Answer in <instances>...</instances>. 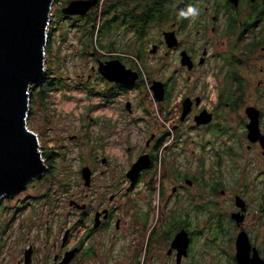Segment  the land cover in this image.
I'll return each instance as SVG.
<instances>
[{"label": "flooded vegetation", "instance_id": "obj_1", "mask_svg": "<svg viewBox=\"0 0 264 264\" xmlns=\"http://www.w3.org/2000/svg\"><path fill=\"white\" fill-rule=\"evenodd\" d=\"M178 1L176 13L161 20H172L171 28L163 31L164 42L165 32L172 30L176 31L179 42L174 48H169L165 42L168 47L165 53L179 54L181 62L182 53L187 52L193 68L183 66L182 62L181 65L189 71L187 78L191 82L194 80L191 74L206 66L213 56L212 39H206L198 49L199 39L205 41L210 34L227 36L229 48L221 55V71L227 77L232 68L230 60H233L230 48L264 22V0H239L237 5L231 0H214L212 5L203 8L201 20L197 19L194 24L191 20L197 0H180V3L185 2L184 11L178 8ZM94 12L95 7L85 16H72L61 10L65 23L78 18L76 24L81 30L87 29L88 24L94 26ZM209 13L210 16L206 15ZM222 19L224 23L220 27ZM154 45L158 50L153 56H158L162 41ZM116 59L140 72L133 85L112 82L100 74V62ZM96 61L97 65L92 67L94 74L105 88L114 91L92 93L99 96L93 110L101 109L100 106L109 108L93 118L95 130L91 132L89 161L82 165L79 179L72 186L64 182L68 172L66 153L57 149H64L63 145L58 143L53 150L44 147L42 153L48 168L44 176L35 178L25 190L5 198L0 204V259L9 230L12 232L9 237L11 264H201V248L205 245L219 247L223 258L220 264H239L237 239L243 232L250 239L251 255L257 250L264 259V179L253 187L247 181L243 191L238 181L233 191L222 181L227 168L236 170L240 166L244 143L247 150L259 148L264 158L262 142L249 139L251 118L247 111L248 107L256 108L264 136V106L241 103L243 97L237 93L242 91H232L236 93L231 97L232 103H221L224 91L219 92L211 107L203 105V96L183 95L179 120L172 123L173 132H179L183 124L193 123L195 128L204 129L216 138L209 150L213 159L210 163L205 161V167L191 177L177 159L180 153L188 151L187 140L180 135L167 141L166 135L152 133L144 144L129 145L128 128L143 120L141 115L135 114L136 108L130 99L133 91H128L142 85L143 75L137 66L128 61L125 53H118L114 45L106 57L97 56ZM261 72L264 74V67ZM164 83L165 98L157 100L162 105L171 96V91H167L170 85L167 81ZM206 84L196 78L194 86L204 88ZM257 89L264 90V80L258 83ZM189 90L195 91V88ZM134 92L137 98L142 91ZM150 92L155 97L154 91ZM188 97L193 100L192 110L183 119L184 100ZM197 98L201 100L199 103ZM205 110L212 119L198 124L196 116ZM162 111L168 112L164 106ZM170 114V111L166 113L171 117ZM56 116L48 115L49 123L54 124ZM116 134L127 150L123 165L115 164ZM76 138V135L71 137ZM55 139L61 142L62 137ZM211 141L207 139L203 146ZM142 156H147V166L131 177L130 170ZM85 167L90 168L88 178L83 175ZM204 175L209 177L204 178ZM31 188L37 189L38 194H28ZM238 197L243 200L239 201L241 205ZM11 202L10 219L4 221L8 213L5 205ZM202 218H208V225L196 227V221Z\"/></svg>", "mask_w": 264, "mask_h": 264}, {"label": "rangeland", "instance_id": "obj_2", "mask_svg": "<svg viewBox=\"0 0 264 264\" xmlns=\"http://www.w3.org/2000/svg\"><path fill=\"white\" fill-rule=\"evenodd\" d=\"M72 0H55L52 9V20L48 30V40L51 41L53 56L50 52L48 56V49L46 48V69L49 81L51 78H61L58 86H54L47 90L45 93L44 102L42 104L40 98L41 89L47 83L46 79L42 84L33 85L31 88V106L29 115V128L36 132L39 136L41 143V150L44 147H51L52 150L56 149L58 143L60 146H65L59 150H64L66 153L65 164L68 172L64 177V182L71 183L72 186L77 183L79 179V170L85 163H88L90 153L92 152V137L91 132L95 130L93 126V118L98 113L105 112L109 107L100 106L101 109H94L99 96L92 95L95 91H105L104 83L94 74L92 67L97 65L96 57L109 54V48L117 46L118 53H125L126 58L131 63L135 64L137 68L143 73L142 88L130 89L133 91L130 94V99L135 105V114L141 115L143 120L139 123L131 124L128 128L130 131L129 145L138 146L144 144L146 139L152 133L166 135V140L176 136L177 134L187 140L186 146L188 151L180 153L178 162L182 165L186 172L191 177L192 174L198 173L205 167L206 163H210L213 159L210 155V147L215 143L216 138H212V134L206 132L204 129L195 128L191 123L183 124L179 128V132H173L172 123L179 120L180 115V101L183 95L189 96H203V105L205 107L214 106L219 92L223 88L225 82V72L223 68V60L221 55L228 50L227 43L229 42L227 36L212 34L208 35L198 41V49H201L203 42L206 39H212L213 45L210 52L213 50V56L210 58L208 64L201 67L191 75L194 80L189 81V71L185 69L180 62L179 54L170 51L168 54V47L163 39V31L171 28L172 20L166 21H153L148 25V28L142 38L137 35L138 33L130 24H117L107 32L101 28L96 30L92 35L91 31L88 33L89 39L87 40V29L81 30V26L77 25L78 18L72 19L68 23L62 19L61 10ZM107 0L101 2L95 7L96 22L99 25L107 24L108 20L112 22L113 15L104 14ZM214 0H205L201 2L197 0L194 3L195 15L192 17L191 24H194L197 19L201 20L203 8L212 5ZM180 3V0L177 2ZM205 4V5H204ZM203 5V6H202ZM210 16L211 14H206ZM211 19V18H209ZM224 20L219 23L222 27ZM91 28V27H90ZM98 28V26H97ZM106 34H105V33ZM195 37V36H194ZM87 41V43H86ZM162 41V46L158 56H153L151 51L154 44ZM260 42L254 52L250 54H243V50L239 55L243 58V67L241 69L242 77L247 81L246 91H242L244 104L248 105H261L264 106V90L259 91L258 83L264 80V74L261 68L264 67V22L256 29L250 31L245 38L240 41L241 47L248 43ZM231 50V48H230ZM96 52V53H94ZM143 55L139 58L138 53ZM200 78L206 82V86H194L195 79ZM154 80H161L168 82L171 88L170 99L160 104L150 92ZM53 81H51V84ZM191 87L195 91H190ZM107 89V88H106ZM202 89L206 91H202ZM134 91H142L136 98ZM237 95L241 97V92ZM164 106L168 112L172 114L171 117L167 116L162 111ZM112 107V106H110ZM170 114V115H171ZM48 115H54V124L49 123ZM54 119V118H53ZM76 139H71L73 136ZM62 137L61 142H57L55 137ZM115 135V164L123 165L127 156L126 146L123 141ZM51 138H54L51 140ZM211 138L212 141L209 145L203 146L207 139ZM183 145V144H182ZM242 158H240V166L238 169L227 168L223 176V184L233 191L236 188L235 182H240V188L244 190V184L249 181L251 187L255 184L261 183L264 179V158L261 150L256 148L254 150H247L246 144L242 145ZM194 151V152H193ZM236 176V177H235ZM208 175H204V178ZM28 194H38L37 189L31 188ZM229 199V198H228ZM13 202L7 203L8 213L5 214L4 221L10 219V209ZM208 218H202L196 221V227L208 225ZM11 230L8 231L6 237V244L3 247L2 257L0 264H11L9 256V243ZM202 254L199 258L201 264H220L222 257L219 255V247H211L205 245L201 248Z\"/></svg>", "mask_w": 264, "mask_h": 264}, {"label": "water", "instance_id": "obj_3", "mask_svg": "<svg viewBox=\"0 0 264 264\" xmlns=\"http://www.w3.org/2000/svg\"><path fill=\"white\" fill-rule=\"evenodd\" d=\"M236 5L239 0H231ZM55 0H0V204L5 198H12L25 190L35 178H42L47 171L41 143L36 132L29 128L28 120L31 106V88L42 84L46 79V48L48 30L52 20ZM99 0H72L62 8L66 15L85 16L99 4ZM185 10V2L178 5ZM165 42L169 48L179 44L176 31L165 32ZM158 46L154 45L152 54ZM183 66L193 68V61L187 52L182 53ZM100 74L109 81L133 85L140 72L119 59L100 62ZM151 90L155 98L162 101L166 95V84L154 80ZM199 103L201 100L197 98ZM193 100H184L182 118L192 110ZM251 122L248 124L249 139L261 141L264 136L259 126V117L255 107H248ZM211 115L205 110L196 116L198 124L211 121ZM147 156H142L129 172L135 177L147 166ZM84 177L90 176V168L83 169ZM243 201L238 197V202ZM238 204L241 205V202ZM248 235L243 232L237 239V260L239 264H264V259L255 250ZM70 257V256H69ZM68 257V260H69Z\"/></svg>", "mask_w": 264, "mask_h": 264}, {"label": "trees", "instance_id": "obj_4", "mask_svg": "<svg viewBox=\"0 0 264 264\" xmlns=\"http://www.w3.org/2000/svg\"><path fill=\"white\" fill-rule=\"evenodd\" d=\"M99 1L101 2V0ZM176 1L177 0H107L104 14L107 13L108 15H113V20L112 22L108 20L107 24L103 25L102 27L99 25L98 21L96 22L95 17L97 14L95 15V13H93L92 21L94 23V26H91V24L87 25V35H86L87 40L89 39L88 33L90 31H91L90 36L92 38V35L95 34L96 30L99 31L101 28H103L104 31L107 30V32H109V30H111V27L113 28L115 25L119 23L126 25L130 24L137 31L139 36L142 38V36L145 34L148 28V25L151 22L161 21L162 19L168 18L173 13H176L177 11L175 7ZM61 15L63 14L61 13ZM239 42L237 41V43L231 46L232 47L231 50H233L232 51L233 60H230L232 64V68L230 69V73L228 74V76L225 78L223 88L221 89V91H224L221 94V100H220L221 103L233 102L231 101V97L235 96L236 93L232 91H246L247 81L242 77V72H241V69L243 67V58L239 55V52H241L242 49L244 55L250 54L254 52L256 47L260 44V42L256 41L253 43H248L244 47H241ZM47 48H49L48 56H50L49 53L53 52L51 51L52 44L50 40H48ZM142 57L143 55H139V58ZM48 75H46L47 83L43 85V88L41 89V93H40V98L42 100L43 105H46L44 102L45 99L44 95L46 94L45 92L54 86H58L59 82L61 81V78L57 79V77L53 76L51 78V81H53V83L51 84ZM141 86L142 85H140L139 88H142ZM105 91H114V89L105 88ZM167 91L170 92L171 88L169 87ZM241 98H242V92H241ZM242 102L243 100H241V103Z\"/></svg>", "mask_w": 264, "mask_h": 264}, {"label": "clouds", "instance_id": "obj_5", "mask_svg": "<svg viewBox=\"0 0 264 264\" xmlns=\"http://www.w3.org/2000/svg\"><path fill=\"white\" fill-rule=\"evenodd\" d=\"M189 11L191 12V11H192V9H189Z\"/></svg>", "mask_w": 264, "mask_h": 264}]
</instances>
